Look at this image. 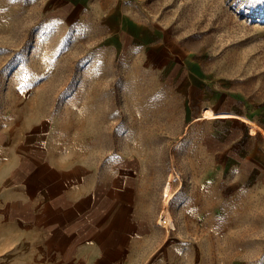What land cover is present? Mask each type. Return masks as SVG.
<instances>
[{"label":"rangeland","instance_id":"rangeland-1","mask_svg":"<svg viewBox=\"0 0 264 264\" xmlns=\"http://www.w3.org/2000/svg\"><path fill=\"white\" fill-rule=\"evenodd\" d=\"M29 106L135 159L152 264H264V0H0V119ZM247 126L255 163L212 153Z\"/></svg>","mask_w":264,"mask_h":264},{"label":"crops","instance_id":"crops-1","mask_svg":"<svg viewBox=\"0 0 264 264\" xmlns=\"http://www.w3.org/2000/svg\"><path fill=\"white\" fill-rule=\"evenodd\" d=\"M225 115L207 118L253 124ZM61 124L31 106L0 119V264H152L159 246L137 206V162L92 161ZM247 127L212 153L237 160L231 167L255 163L258 132ZM260 158L264 175V152Z\"/></svg>","mask_w":264,"mask_h":264},{"label":"bare ground","instance_id":"bare-ground-1","mask_svg":"<svg viewBox=\"0 0 264 264\" xmlns=\"http://www.w3.org/2000/svg\"><path fill=\"white\" fill-rule=\"evenodd\" d=\"M222 116H227V115H222ZM229 116V115H228ZM263 133H264V131H262ZM164 217L162 216V218H161V222H165V219H163Z\"/></svg>","mask_w":264,"mask_h":264},{"label":"snow or ice","instance_id":"snow-or-ice-1","mask_svg":"<svg viewBox=\"0 0 264 264\" xmlns=\"http://www.w3.org/2000/svg\"><path fill=\"white\" fill-rule=\"evenodd\" d=\"M165 195H167V192L165 193Z\"/></svg>","mask_w":264,"mask_h":264}]
</instances>
